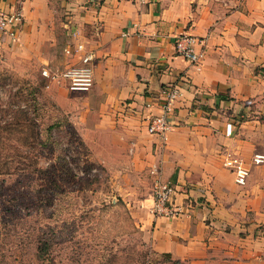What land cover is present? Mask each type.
<instances>
[{"label":"crops","instance_id":"0c3cea01","mask_svg":"<svg viewBox=\"0 0 264 264\" xmlns=\"http://www.w3.org/2000/svg\"><path fill=\"white\" fill-rule=\"evenodd\" d=\"M0 8L23 14L15 36L0 30V48L24 53L35 71L96 54L93 87L76 92L96 120L93 134L108 129L130 166L157 167L155 181L175 183L174 203L185 208L155 217L152 191L136 198L138 224L156 251L184 264H264V161L253 159L264 154V0H0ZM183 33L206 40L200 65L176 54ZM64 86L51 80L47 89L55 99L51 89H59L67 109L76 96ZM173 87L179 95L163 143L148 132L147 116L162 112ZM228 152L250 167L247 184L224 164Z\"/></svg>","mask_w":264,"mask_h":264},{"label":"rangeland","instance_id":"374dc122","mask_svg":"<svg viewBox=\"0 0 264 264\" xmlns=\"http://www.w3.org/2000/svg\"><path fill=\"white\" fill-rule=\"evenodd\" d=\"M45 66L0 48V264H184L138 224L151 170L114 152L108 129L93 134L85 93L76 96L91 89L63 108Z\"/></svg>","mask_w":264,"mask_h":264},{"label":"built area","instance_id":"2783aa9c","mask_svg":"<svg viewBox=\"0 0 264 264\" xmlns=\"http://www.w3.org/2000/svg\"><path fill=\"white\" fill-rule=\"evenodd\" d=\"M138 3H144L147 0H135ZM20 10L5 11L0 8V30L9 33L12 36L16 35V28L23 19ZM75 34V33H74ZM199 45L201 48L196 50L195 46ZM206 40L194 34L183 33L177 36L175 40L176 54L184 57L185 59L200 65L205 58L206 54ZM82 45L74 51H80ZM67 53H74L70 46L65 47ZM97 56L93 51L83 52L80 55L79 65H69L66 69H50L48 67L43 69V74L52 80L64 79L68 83V88L71 91L77 90H90L94 85V67L96 65ZM167 101L161 105L162 112L155 114L151 113L147 116L148 132L161 139V142H166L168 132L172 128L170 121V114L173 110V101L178 98L179 91L176 87L167 88L165 90ZM153 104L148 103L147 106L151 107ZM232 133L231 123L227 128V135ZM255 163L264 161L263 153H256L254 155ZM224 164L234 174L237 184L245 185L248 182L251 170L246 162L239 155L228 152L225 155ZM151 172L158 174L157 167H153ZM177 192L175 183L170 180H161L157 178L154 187V200L151 211L155 217H177L185 212V208L174 203V197Z\"/></svg>","mask_w":264,"mask_h":264}]
</instances>
